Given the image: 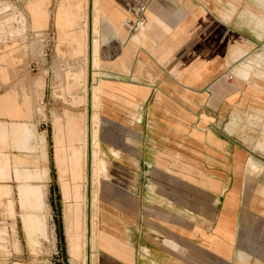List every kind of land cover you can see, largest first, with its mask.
Segmentation results:
<instances>
[{"label": "crops", "instance_id": "obj_1", "mask_svg": "<svg viewBox=\"0 0 264 264\" xmlns=\"http://www.w3.org/2000/svg\"><path fill=\"white\" fill-rule=\"evenodd\" d=\"M47 1L23 16L50 47L0 56V178L20 182L30 243L49 234L46 188L73 264L93 234L94 264H264V160L245 140L264 122V0Z\"/></svg>", "mask_w": 264, "mask_h": 264}, {"label": "rangeland", "instance_id": "obj_2", "mask_svg": "<svg viewBox=\"0 0 264 264\" xmlns=\"http://www.w3.org/2000/svg\"><path fill=\"white\" fill-rule=\"evenodd\" d=\"M31 1H37V4L40 3V0H0V56L9 47L20 49L22 57H28L29 53L37 52V48H48V46H43L44 43L30 29L29 23L23 16H27L29 22L26 4ZM51 1V3H59V0ZM1 59L0 57V61ZM250 123V126L256 130L250 133L248 137L246 136L245 140H247V145L253 150V153L255 152L259 158L264 160V122L259 124L258 121H251ZM93 124L94 129H96L97 120L95 116L93 117ZM96 155L97 159L94 160ZM93 160L94 170L98 169V174L100 175L103 171V165L99 157V146L95 131L93 134ZM10 179L14 180V182L0 183V187L9 188L8 194L0 191V264H73L68 252L65 230L63 229V206L59 196L58 200H56L54 194H51L49 189L45 188L49 234L48 237L39 235L37 243L31 244L24 227L23 217L26 210L22 207L20 201V182L16 178H0V181ZM96 180L97 176L94 179L95 183ZM93 191L94 188L92 186L91 199L94 195ZM86 196L87 201L84 212L87 227L89 217H91V225L93 223L95 227L96 205L93 204L90 209L88 192ZM94 241L95 234L91 236V250H89L87 245L84 258H79L77 260L78 264H88L87 257L89 253L91 254V264H94Z\"/></svg>", "mask_w": 264, "mask_h": 264}, {"label": "built area", "instance_id": "obj_3", "mask_svg": "<svg viewBox=\"0 0 264 264\" xmlns=\"http://www.w3.org/2000/svg\"><path fill=\"white\" fill-rule=\"evenodd\" d=\"M144 23L143 19H139L136 22V26L141 25ZM37 37H39L45 46H50L52 42L55 40V33L53 31H48L46 33H35Z\"/></svg>", "mask_w": 264, "mask_h": 264}, {"label": "bare ground", "instance_id": "obj_4", "mask_svg": "<svg viewBox=\"0 0 264 264\" xmlns=\"http://www.w3.org/2000/svg\"><path fill=\"white\" fill-rule=\"evenodd\" d=\"M24 20V19H23ZM94 98H96V91L94 92ZM95 143V142H94ZM95 159H97V155H96V157H94V160ZM98 163H99V161H98ZM99 173V170L98 169H95L94 170V178H95V176H97L98 177V174ZM88 258V257H87ZM87 262H88V259H87Z\"/></svg>", "mask_w": 264, "mask_h": 264}, {"label": "water", "instance_id": "obj_5", "mask_svg": "<svg viewBox=\"0 0 264 264\" xmlns=\"http://www.w3.org/2000/svg\"><path fill=\"white\" fill-rule=\"evenodd\" d=\"M90 204V203H89Z\"/></svg>", "mask_w": 264, "mask_h": 264}]
</instances>
